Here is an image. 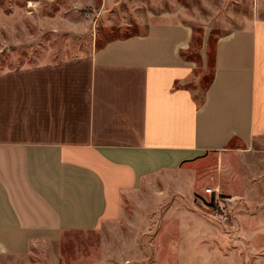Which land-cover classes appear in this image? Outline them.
Returning <instances> with one entry per match:
<instances>
[{
    "label": "crops",
    "instance_id": "crops-1",
    "mask_svg": "<svg viewBox=\"0 0 264 264\" xmlns=\"http://www.w3.org/2000/svg\"><path fill=\"white\" fill-rule=\"evenodd\" d=\"M194 39L189 24L152 22L4 84L0 254L97 229L120 216L123 195L148 174L232 140L249 145L264 131V20L218 36L201 95L189 85L198 68ZM207 46L204 37L205 61Z\"/></svg>",
    "mask_w": 264,
    "mask_h": 264
},
{
    "label": "rangeland",
    "instance_id": "rangeland-1",
    "mask_svg": "<svg viewBox=\"0 0 264 264\" xmlns=\"http://www.w3.org/2000/svg\"><path fill=\"white\" fill-rule=\"evenodd\" d=\"M255 19L264 20V0H0V90L36 64L175 22L194 30L198 68L189 85L201 95L218 36ZM9 105L19 107L12 98ZM217 195L233 205L228 218L213 209ZM0 264H264V131L249 145L232 140L226 150L148 174L123 195L118 218L35 240L24 254H0Z\"/></svg>",
    "mask_w": 264,
    "mask_h": 264
},
{
    "label": "built area",
    "instance_id": "built-area-1",
    "mask_svg": "<svg viewBox=\"0 0 264 264\" xmlns=\"http://www.w3.org/2000/svg\"><path fill=\"white\" fill-rule=\"evenodd\" d=\"M206 192L213 195L216 190L213 188H207ZM215 213L224 215L225 218H228V213L232 210L233 205L228 202V198H225V200H219V196L217 195V199H215V204L213 206Z\"/></svg>",
    "mask_w": 264,
    "mask_h": 264
}]
</instances>
